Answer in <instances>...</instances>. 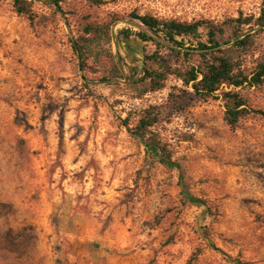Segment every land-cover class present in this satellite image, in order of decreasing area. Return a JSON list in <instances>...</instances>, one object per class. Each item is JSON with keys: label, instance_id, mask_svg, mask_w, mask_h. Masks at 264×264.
Segmentation results:
<instances>
[{"label": "rangeland", "instance_id": "obj_1", "mask_svg": "<svg viewBox=\"0 0 264 264\" xmlns=\"http://www.w3.org/2000/svg\"><path fill=\"white\" fill-rule=\"evenodd\" d=\"M104 1L35 0L34 24L0 3V264H81L112 250L153 264H264V118L233 130L220 100L198 99L154 129L180 168L168 166L124 125L181 83L135 99L126 81L81 72L72 49L85 24L113 22L107 49L140 78L153 49L126 38L140 31L131 15L223 23L259 16L264 0ZM247 97L264 110V88Z\"/></svg>", "mask_w": 264, "mask_h": 264}, {"label": "trees", "instance_id": "obj_2", "mask_svg": "<svg viewBox=\"0 0 264 264\" xmlns=\"http://www.w3.org/2000/svg\"><path fill=\"white\" fill-rule=\"evenodd\" d=\"M12 1L19 15L27 16L32 24L37 22L33 11L35 0ZM68 1L48 0L55 8ZM85 1L95 6L105 4L104 0ZM130 19L140 31H127L126 38L137 37L153 49L144 54L140 78L127 77L119 57L107 49L114 40L113 22L85 24L83 34L72 39V49L81 72L103 73L100 84L121 86L126 81L125 86L135 99L163 91L172 78L181 83L182 87H172L165 106L145 109L133 129H130V118L125 121L124 126L144 142L148 152L156 153L161 162L180 168L174 162V153L155 133V127L187 112L198 99L220 100L225 110L224 121L233 130L253 114L264 118V110L254 109L247 97L264 88V8L259 16L240 14L223 23L184 22L151 14H133ZM250 60L254 65L252 69L248 68ZM83 80L84 86L89 88L87 75ZM201 203L206 211H211L206 203Z\"/></svg>", "mask_w": 264, "mask_h": 264}, {"label": "crops", "instance_id": "obj_3", "mask_svg": "<svg viewBox=\"0 0 264 264\" xmlns=\"http://www.w3.org/2000/svg\"><path fill=\"white\" fill-rule=\"evenodd\" d=\"M111 244H114L111 242ZM93 255V257H91ZM91 256L82 257L81 264H148L154 257L144 255H127L125 251H107L103 253H92ZM84 261V262H83Z\"/></svg>", "mask_w": 264, "mask_h": 264}]
</instances>
